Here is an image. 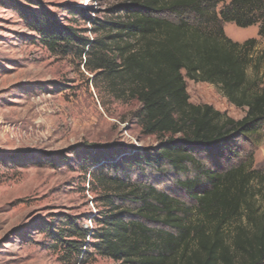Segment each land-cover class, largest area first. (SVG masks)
I'll use <instances>...</instances> for the list:
<instances>
[{
    "label": "trees",
    "instance_id": "obj_1",
    "mask_svg": "<svg viewBox=\"0 0 264 264\" xmlns=\"http://www.w3.org/2000/svg\"><path fill=\"white\" fill-rule=\"evenodd\" d=\"M113 11L122 16L96 20L69 9L70 24L42 4L23 11L48 50L64 43L91 52V71L140 104L141 131L157 139L146 148L84 145L80 165L93 167L89 184L104 189V210L91 230L65 217L45 231L80 262L92 243L119 264H264V172L254 168L251 141L264 127V53H253L255 38L232 41L222 26L257 25L264 39V0H124ZM186 79L218 85L245 115L191 103ZM151 174L182 197L158 189Z\"/></svg>",
    "mask_w": 264,
    "mask_h": 264
},
{
    "label": "rangeland",
    "instance_id": "obj_2",
    "mask_svg": "<svg viewBox=\"0 0 264 264\" xmlns=\"http://www.w3.org/2000/svg\"><path fill=\"white\" fill-rule=\"evenodd\" d=\"M123 2L0 0V264H119L94 251L92 243L86 251L82 246V252L91 253L80 262L81 254L64 252L45 229L55 230L59 219L69 217L91 230L93 217L104 210L97 197L104 189L89 184L93 167L80 165L84 145L146 148L155 146L157 139L141 131L135 117L140 104L118 97L105 74L91 71V52L64 43L55 52L48 50L23 11L42 4L70 24L69 9L81 7L93 19L113 20L122 16L113 9ZM77 20L90 29L88 21ZM222 26L232 41L255 38L253 53H264L257 25ZM258 65L260 73L264 58ZM186 90L193 104H209L236 120L246 113V107L229 102L216 84L186 79ZM251 141L254 168L264 172V127ZM149 181L182 197L161 174L149 175Z\"/></svg>",
    "mask_w": 264,
    "mask_h": 264
},
{
    "label": "built area",
    "instance_id": "obj_3",
    "mask_svg": "<svg viewBox=\"0 0 264 264\" xmlns=\"http://www.w3.org/2000/svg\"><path fill=\"white\" fill-rule=\"evenodd\" d=\"M86 228H87V227H86ZM87 238H89V236H88Z\"/></svg>",
    "mask_w": 264,
    "mask_h": 264
}]
</instances>
